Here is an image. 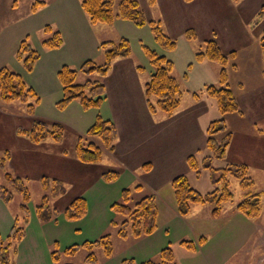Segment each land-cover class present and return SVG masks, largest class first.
Wrapping results in <instances>:
<instances>
[{
  "label": "rangeland",
  "instance_id": "obj_1",
  "mask_svg": "<svg viewBox=\"0 0 264 264\" xmlns=\"http://www.w3.org/2000/svg\"><path fill=\"white\" fill-rule=\"evenodd\" d=\"M36 1L45 5H38L33 13L31 9ZM119 1L116 0L113 7L114 23L107 26L92 25L81 9V0H0V69L5 67L20 74L26 86L39 98L32 114L26 110V104L0 100V157L8 152L10 157L5 172L21 178L30 195L27 223L23 221L20 194L12 192L7 203L0 199V242L7 243L13 226L23 229L20 240L11 242L9 264H87L88 252L83 244L105 235L110 237L112 254L106 257L102 249H95V264H122L123 260H133L135 264L160 263V251L166 247L172 251V264H255L257 256L263 253L259 237L262 232L264 236V229H258L252 225L253 221L236 213L235 206L245 199L247 192L241 190L235 178L228 177L233 199L225 204L217 218L210 216L208 205H193L186 217L180 216L170 182L176 176L185 175L191 188L202 194L214 189L213 182L219 177L217 172L200 168V177L196 178L182 160L187 154L196 155L198 162L212 156L206 148L202 151L192 148L197 147L200 135H204L203 127L220 118L215 102L205 95L204 89L210 85L218 86L221 67L210 62L200 65L195 54L204 50L206 41L213 39L223 54L229 56L236 52L237 57L229 58L225 67L233 96L237 98L241 91L249 90L243 76L246 72L254 75L250 83L247 82L249 88L258 86L259 83L255 84L260 78L256 72L261 71V66L258 71L255 63L257 57H261L259 42L264 31V0H155L153 6L148 0H137L145 17L160 21L163 32L175 41L176 47L171 52L162 50L155 43L147 26L137 27L118 18ZM47 26L60 33L63 43L59 49L43 48L41 43L47 36L44 33ZM189 30L195 33L194 39H187ZM121 38L128 40L130 56L111 63L108 75L102 79L105 91L107 89L106 98L108 94L111 96L110 104L114 107L108 104L107 108L103 101L99 108L85 110V116L75 110L77 103L58 109L56 103L62 94L58 70L65 65L76 70V82L81 84L85 79L79 73L83 63L91 60L97 65L103 64L100 44L117 42ZM23 40L39 54L31 72H27L17 58ZM143 46L171 61V75L181 91V106L173 118L162 112L152 116L154 123L164 118L163 125L153 126L149 118L142 116L137 105L139 88L144 91L151 70ZM138 66L144 69L143 73L138 72ZM193 94H197L203 104L197 108L199 115L188 121L189 125H185L188 129L184 130L181 124H187L185 120L194 111L184 116L181 112L192 104ZM116 97L123 98L119 104L114 103ZM155 101L151 99L152 103ZM111 106L124 132L121 147L129 151L136 165L121 167L108 156L110 153L105 152L99 168L90 170L73 166L76 139L85 135L86 128L96 117L108 118L115 123L114 118L108 117ZM33 120L60 123L64 128L62 141L59 144L51 141L39 145L30 143L20 131L29 130ZM259 126L263 128L264 124ZM223 136L219 134L215 138L220 142ZM156 139L163 147L161 153L156 149ZM117 142L119 144V140ZM234 146L243 148L251 159L249 168L254 188L249 192L259 195L261 221H264V146L256 147L250 139L243 144L239 137ZM214 156L210 163L213 169L227 166L225 160ZM147 160L152 162L149 170L145 166ZM108 171L118 172V178L105 182L102 174ZM3 174L0 170V184H5ZM42 178L62 179L66 188V194L51 200V205L60 213L56 220L48 222H41L35 212L45 194ZM136 186L141 190L134 191ZM123 189L132 190L131 207L146 196L155 197L157 217L153 234L139 238L128 235L125 240L117 236V227L124 218L114 214L110 206L121 202ZM79 196L86 200V213L78 220L68 221L62 211ZM112 222L118 226H113ZM183 241L192 242L194 248L181 245ZM71 246L78 247L77 253L65 254L64 250Z\"/></svg>",
  "mask_w": 264,
  "mask_h": 264
},
{
  "label": "trees",
  "instance_id": "obj_2",
  "mask_svg": "<svg viewBox=\"0 0 264 264\" xmlns=\"http://www.w3.org/2000/svg\"><path fill=\"white\" fill-rule=\"evenodd\" d=\"M116 0H81L80 5L83 12L87 15L92 25L103 24L112 26L115 20L113 7ZM192 2L193 0H184ZM238 1V0H235ZM148 4L153 6L155 0H148ZM39 6L45 5L44 2L36 1L32 6L34 13ZM118 18L129 21L137 27L147 26L153 36L155 43L164 51L171 52L175 49L176 43L167 36L162 28L161 22L147 19L142 11L139 10V3L136 0H120L118 3ZM47 35L42 41V46L46 50H56L62 46L60 33L52 31L50 26L44 29ZM187 39H194L195 33L192 30L186 32ZM104 54V63L97 65L91 60L85 61L79 73L85 76L84 81L79 84L76 82L78 72L63 66L57 72V79L61 86V98L56 103L58 109L66 108L70 103L77 102L83 110L99 108L106 98V91L102 79L109 73L111 63L117 59L128 58L130 56L129 42L121 38L117 42L105 41L100 44ZM151 67L149 80L144 85V98L151 114L162 112L168 118L172 117L178 110L181 102V91L175 78L172 77V63L164 55L156 53L147 47H142ZM261 54V75L264 79V31L259 42ZM236 52H231L229 56L222 53L218 44L212 39L205 42L204 50L195 54L196 62L208 61L221 67L219 71L218 86H206L204 93L208 98L213 99L220 118L211 121L206 128L205 148L212 154L198 162L194 155L186 159V164L192 173L200 176L199 170L209 169L211 173L217 172L219 177L213 182L214 189L208 193L202 194L191 188L189 180L185 175L174 177L170 186L173 197L176 202L177 212L180 216L186 217L193 205H208L210 216L217 218L221 215L225 204L233 199V193L230 189L228 177L235 178L241 190L246 191V197L235 206V211L249 221L256 220L261 215V201L258 194L249 192L254 188V181L249 176L248 168L245 165L229 164L221 169H213L210 165L212 157L222 159L225 155V148L230 139V133L227 130L224 116L229 114L242 115L238 102L233 96L228 84V75L226 65L228 59H234ZM17 58L21 60L24 69L31 72L33 65L39 58V54L26 41H21L17 51ZM236 69L235 66H233ZM139 73H143L142 67H137ZM154 98L155 103L151 102ZM195 100L200 97L193 94ZM0 100L3 103L21 102L26 104V110L32 114L34 105L38 104L39 98L35 92L26 86L20 74L9 71L5 67L0 69ZM63 126L57 122L47 123L44 120H33L31 127L27 131H20L21 134L34 145H39L47 141L59 144L63 138ZM262 133V132H260ZM224 134L222 140H216V136ZM117 128L109 119H103L97 116L94 123L87 129L84 136H79L74 145V157L77 162L83 165H98L103 160V154L115 152L117 142ZM214 156V157H215ZM10 155L8 152L0 157V170L4 171L3 178L5 184H0V199L8 202L12 198V192H17L22 197L20 206L23 213V221L28 222L27 203L30 195L23 180L5 172V165ZM149 170L150 164H146ZM105 182H112L118 178V172L108 171L102 174ZM219 183V184H218ZM41 185L45 194L42 197L40 205L35 209L38 219L41 222L56 220L60 210L51 205V200L63 196L66 188L62 181L57 179L42 178ZM141 187L136 186L134 191H140ZM132 190L123 189L121 192V202L113 203L110 207L114 214L122 216L124 219L118 226L112 222L113 226H118L117 236L126 239L128 235L134 238L149 236L154 233L156 228L157 206L153 195L146 196L136 202L132 207L130 204ZM86 213V200L79 196L73 199L70 204L63 209L62 214L68 221H75L82 218ZM23 236V229L13 226L7 237V243L0 242V264H9V248L11 242H17ZM201 240L199 241V243ZM181 245L193 249L192 242L183 241ZM83 247L88 255L85 262L95 264L96 257L94 250L102 249L104 256L110 257L112 254V244L110 237L105 235L94 242H86ZM78 251L77 246H71L64 250L67 255H75ZM55 259V257H54ZM160 263L144 261L140 264H172L174 258L170 248L166 247L160 251ZM122 264H135L133 260H123Z\"/></svg>",
  "mask_w": 264,
  "mask_h": 264
},
{
  "label": "crops",
  "instance_id": "obj_3",
  "mask_svg": "<svg viewBox=\"0 0 264 264\" xmlns=\"http://www.w3.org/2000/svg\"><path fill=\"white\" fill-rule=\"evenodd\" d=\"M259 52H260V50H259ZM260 56H261V54H260ZM204 62H208V61L200 62V65L201 64H205ZM118 64H120V63H118ZM261 64H262L261 57L260 58L257 57L256 63H255L256 70L259 69ZM240 70H241V68H240ZM256 74H257V77L259 76L260 80L255 85H258V83H259V85L256 86V87L252 86V88H249V85H248L247 82L250 83V78L253 79L254 75H249L248 72L244 73V75H243L245 77L244 80H246V89H249V90L241 91L238 94L237 98H236L242 115L239 116L237 114H229L227 116H224V121L226 123L227 130L230 133V139H229V142H228V144H227V146L225 148V155H224V157L222 159L226 161V165H229V164L245 165L248 168V172H249V175L251 176V178H252V175H251V170L249 168V163H250L251 159L248 158V155H247L246 151L243 152V148H240V147H237V146H234V145H235V141L239 137L240 138V142L243 143V144L246 143L247 139H250L252 141L253 145H255L256 147L264 146V127L262 128V127L259 126V124H261V123L264 124V106H263V104H264V79L262 78L261 71L258 72V73L256 72ZM117 82H119V81H117ZM108 84H110L109 81H108L107 85ZM109 86L110 85H108V87ZM60 89H61V87H60ZM106 92H107V89H106ZM138 95H139L138 96L139 102H138L137 105H138L139 108H141L142 116L149 118V120L151 121L153 126L163 125L165 123L164 122V118H161V120H159L158 122L154 123L152 116L155 115L156 113L155 114H151L148 111V108H147V105H146V102H145V98H144V94H143V90L141 89V87L139 88ZM122 97H124V96H122ZM111 99H112L111 96H109V94H108L107 98H105V100H104L107 103V108H108V104L112 105L114 107L113 104H110ZM122 99L123 98L116 97V99H114L116 102L114 101V103L115 104H119ZM126 101H128V100L126 99ZM202 102L203 101H202L201 98L199 100H195L193 98L192 104L187 108V110L184 109L181 112V115L184 116L186 113L190 112L191 110L194 111L193 114L188 115L187 120H185V122L187 124H185V123L181 124L182 126L184 125L183 126L184 130L188 129L185 126V125H189L188 121H191V120L195 119V117L199 115V111H197L198 110L197 108L200 105L202 106V104H203ZM72 103H77V102H72ZM77 104H74L75 110H77L78 112L82 113V116H85L87 113H84L85 110H83L81 108V106L79 104L78 105ZM112 106H111L112 112H111V109L109 107L110 114L108 112V114H109L108 117L109 118L111 117V119L112 118L115 119V123L116 124L113 121L112 122L115 124V126L117 128V134H118L117 140H119V144H118V142H116L117 145H116L115 153H113V155L110 154L108 156L112 157L115 160V162L118 163L121 167H125V166L126 167H134L136 165L135 162H134L135 159L133 158V156L132 157H131V155L129 156V151L128 150H125V149H123L121 147L122 142H123V134H124V132H123V130H121V126L118 125L117 114H115L116 112L113 110L114 108ZM180 106H181V102H180ZM180 106H179V108H180ZM126 109H127V106H126ZM173 116L170 117V118H173ZM227 118H229V119L226 122ZM89 121H91V120L89 119L88 122ZM243 124H245V125H243ZM207 126L203 127L204 135H202V134L200 135V141L197 144V147L194 146L192 148V150H194V151L205 150V143H206L205 131H206ZM87 129L88 128H86L85 133H86ZM260 132H262V133H260ZM155 137L157 138L158 136H155ZM196 140H197V138H196ZM155 146H156L157 151H159V153L163 152L162 145H160V144L158 145V139L155 140ZM191 155L192 154H190V155L187 154L186 156H184L182 158L183 162L186 163L187 157H189ZM194 156H196V155H194ZM152 159H153V155H152ZM152 159H150V160H152ZM150 160H147L146 164L150 163L152 165V162ZM73 162L74 163L72 165L73 166L75 165L79 169L80 168H84V167L87 168V169L99 168L101 166L99 164L98 165H83V164L77 162V160L76 161L74 160ZM86 166H89V167H86ZM195 177L199 178L200 176H196L195 175ZM59 180L64 183V181L62 179H59ZM252 180H253V178H252ZM261 220H262V213L259 216V218H257L256 220H252L253 221L252 225L257 227L258 229H262L263 230L264 229V221H261ZM262 233H261L259 239H260V243H261V247H262L263 253L260 254L259 256H257V258L255 260V264H262V261L264 260V236H262Z\"/></svg>",
  "mask_w": 264,
  "mask_h": 264
}]
</instances>
